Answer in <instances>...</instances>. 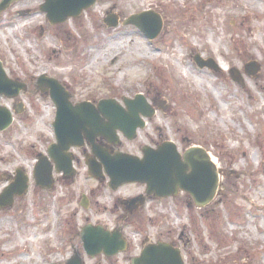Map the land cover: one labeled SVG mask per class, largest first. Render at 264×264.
Listing matches in <instances>:
<instances>
[{
    "label": "rangeland",
    "instance_id": "374dc122",
    "mask_svg": "<svg viewBox=\"0 0 264 264\" xmlns=\"http://www.w3.org/2000/svg\"><path fill=\"white\" fill-rule=\"evenodd\" d=\"M43 2L22 0L0 17V60L12 79L28 86L27 93L1 101L13 112L16 104L24 111L0 132V174L22 167L31 178L29 194L0 209V264H68L75 252L84 264H107L84 252L87 225L121 229L134 243L108 264H131L133 248L159 241L181 248L186 264H264V0H98L58 26L40 12ZM151 10L164 22L155 40L124 25ZM110 12L118 16L116 28L105 23ZM196 57L220 69L201 70ZM254 62L261 68L256 78L245 71ZM231 70L241 73L243 84ZM42 77L58 80L74 103L114 98L124 105L142 94L154 108L160 104L147 128L136 140H124L121 150L139 155L143 145L165 141L181 152L201 146L225 171L222 196L206 214H192L180 195L150 204L153 212L143 211L148 219L132 222L122 200L143 188L113 192L107 181L91 179L83 162L74 179L42 193L34 165L54 139L56 116L49 94L39 88ZM4 187L1 182L0 193Z\"/></svg>",
    "mask_w": 264,
    "mask_h": 264
},
{
    "label": "water",
    "instance_id": "95a60500",
    "mask_svg": "<svg viewBox=\"0 0 264 264\" xmlns=\"http://www.w3.org/2000/svg\"><path fill=\"white\" fill-rule=\"evenodd\" d=\"M21 0H2L0 14L9 9L15 2ZM97 0H45L41 11L46 13L47 19L52 25L63 24L70 18H78L91 8ZM111 28L119 25L116 14H111L105 20ZM124 25L138 27L149 39H155L162 30L161 17L153 11L131 16ZM201 68L208 66L217 69L214 62H205L197 59ZM260 67L251 63L246 66L249 75L256 76ZM234 80L242 82L241 74L232 70ZM40 86L50 90L51 98L55 102L58 112L54 123L58 143L50 147L49 154L56 163L57 171L64 172L67 178L74 176L72 161L67 151L71 144L80 146L83 136L92 143L96 159L87 161L89 174L93 178L104 177V170L110 178V188L117 190L121 186L130 183H142L147 185V194L158 198L177 196L180 190L193 196L198 207L209 205L215 198L220 188V176L223 170H219L212 161L208 152L201 147H192L184 155H181L177 146L168 142L159 146L157 150L150 147L143 149V159L128 154L116 152L110 155L105 150H100L93 141L97 137H105L110 142H115L117 130L124 132L125 136L132 140L136 137L137 128L144 127L139 113L146 117H153L154 111H148L147 102L142 95L135 101L126 100L129 113H125L122 107L114 100L101 101L96 108L90 103H82L74 106L70 102V95L57 80L42 77ZM21 90H26V85L9 78L3 63L0 61V100L2 96L14 98ZM20 112V111H17ZM103 115L108 122L101 119ZM13 122L10 110L0 106V131L8 129ZM104 165V169L103 166ZM52 166L46 157L41 156L40 163L35 171L37 185L42 189H51L53 186ZM28 190V178L18 171L14 184L8 187L0 196V208L13 205L16 196H23ZM145 197L133 199L129 208L135 209L136 204H143ZM82 241L88 255L95 257L104 252L107 256H114L125 250L126 241L119 231L109 232L102 226L88 225L82 232ZM69 264H82L79 255H76ZM132 264H184L181 252L170 245L160 243L148 246L142 256L134 259Z\"/></svg>",
    "mask_w": 264,
    "mask_h": 264
},
{
    "label": "flooded vegetation",
    "instance_id": "af4514ba",
    "mask_svg": "<svg viewBox=\"0 0 264 264\" xmlns=\"http://www.w3.org/2000/svg\"><path fill=\"white\" fill-rule=\"evenodd\" d=\"M97 143L99 145H101V146L107 144L106 140H104V139L98 140ZM122 144L123 143H121L120 147L122 146ZM109 146H110L111 151H113L114 149H116V147H112L111 145H109ZM45 152H47V148H46ZM72 152H73V155H74V164H75V166L78 167V166H80L82 164V160L84 162L85 158L91 153V147H90V145L88 143H85L84 146L81 147L80 149H72ZM0 180H6V181H9L10 183L15 182L14 173L7 172V174L6 173L5 174L4 173L3 174H0ZM104 182L105 181H103L101 183H104ZM143 189H144L143 192L141 194H139V195H142V194H144V192H146V187L145 186L143 187ZM55 190L56 189L54 187V189H53V191L51 193H54ZM41 192L44 193V194H50L49 192H46V191H41ZM21 199H23V198H16L15 204L17 202H19ZM144 206L145 205H142L140 207H137L136 209H134L132 211L129 209V207H127V209H125L123 207V213H125V217H130V216H134V215H137L139 217H143V216H145V213L143 212L144 209H145ZM109 262H111V260H107V264Z\"/></svg>",
    "mask_w": 264,
    "mask_h": 264
},
{
    "label": "bare ground",
    "instance_id": "6f19581e",
    "mask_svg": "<svg viewBox=\"0 0 264 264\" xmlns=\"http://www.w3.org/2000/svg\"><path fill=\"white\" fill-rule=\"evenodd\" d=\"M146 52V51H145ZM147 54H149L148 52H146ZM98 57L99 56H97L95 59H94V61H93V65H94V63L96 62V60H98ZM148 59H150V60H152V61H154V58L153 57H148ZM182 65V63L179 61V65L178 66H181ZM90 68V67H89ZM202 85V84H201Z\"/></svg>",
    "mask_w": 264,
    "mask_h": 264
},
{
    "label": "trees",
    "instance_id": "16d2710c",
    "mask_svg": "<svg viewBox=\"0 0 264 264\" xmlns=\"http://www.w3.org/2000/svg\"><path fill=\"white\" fill-rule=\"evenodd\" d=\"M221 196H222V193L220 194ZM224 195H227L226 193H224ZM226 199V198H225ZM207 212H205V214H206Z\"/></svg>",
    "mask_w": 264,
    "mask_h": 264
}]
</instances>
